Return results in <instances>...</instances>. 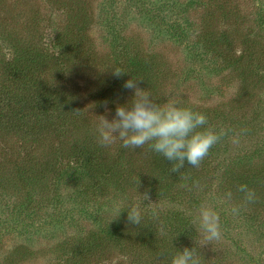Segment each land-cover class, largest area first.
Listing matches in <instances>:
<instances>
[{"label":"rangeland","instance_id":"obj_1","mask_svg":"<svg viewBox=\"0 0 264 264\" xmlns=\"http://www.w3.org/2000/svg\"><path fill=\"white\" fill-rule=\"evenodd\" d=\"M62 1L75 3L78 0H0V20L13 18L20 10L24 13L23 25L39 15L38 11L40 19L45 16L53 18V5ZM227 1L230 10L235 11V17L227 22L216 20L214 24L229 29L237 47L235 56L245 55L246 59L226 69H221V62L212 55L204 54L202 49L178 42L171 32L169 26L173 24L183 28L187 24L199 25L202 22L203 10L195 13L192 6H186L192 3L191 0H82L76 4L82 19L90 24L92 43L101 56L109 51L106 42L115 29L126 36L139 54L145 58L156 57L167 66L170 79L163 81L162 85L169 102L199 108L210 116L211 127L223 129L227 134L217 147L210 150L212 155L191 170L186 178L171 183L170 193L173 196H167L157 187L156 175H150L148 182H153L149 184L153 186L148 191L150 200L145 201L143 194L137 195L128 186L138 184L142 187L143 184L138 181V168L137 172L128 169L131 184L126 186L128 190L123 193L111 191L114 199L106 193L96 204H86L84 199L79 198L74 184H57L52 180L41 184L37 188L39 197L34 203V219L20 216V207L13 195L0 194V264H68L58 257L62 249L68 244L83 245L91 232L99 230V225L113 220L111 206L116 201L122 208L137 204L145 212V217L152 216L151 210L156 209V223L168 238L171 226L186 224L185 217L190 221L191 233L187 239L175 237L170 246L159 250L154 247L151 251L144 247L141 251L134 243H129L126 246L129 251L127 257L117 255L99 264H138L134 261L135 257L136 261L145 263L144 258L147 260L146 257L151 255L158 261L164 257L160 255L162 250H167L169 255L165 259L170 260L174 247L182 249L195 244L203 255L204 264H264V191L259 190L256 201L246 205L239 215L231 213L233 204L239 202L234 178L244 171L260 172L259 176H264V0ZM2 7L9 13H3ZM184 10L186 13L181 14ZM56 19L59 21V15ZM22 35L26 37L28 33L23 31ZM251 63L260 66H249ZM256 68L259 69V76ZM95 81L92 80L94 85L82 81L78 83L80 96L88 104L86 109L89 115L94 116L93 121L97 120L96 115H109L108 109L112 114L115 112V108L109 106L97 108L95 101L90 99L95 88H102L100 82ZM0 148V182L3 183L11 179L7 171L9 167L4 164L6 157L15 153L21 159H31L38 170L49 153L48 149L44 151L45 147L35 148L30 144L24 145L22 141H6L0 144ZM121 149L116 144L109 147L107 153L116 157ZM144 154L140 152V155ZM120 159L121 164L128 168V160L124 157ZM193 181L199 182L198 189L192 187ZM261 186H264V179ZM227 191L233 192L232 201L224 199ZM57 192L62 201L55 198ZM201 204L220 214L222 237L218 241L209 243L194 229V219ZM124 224L127 228L134 226L127 223V218ZM104 254L111 256L107 252ZM96 262L95 257L88 255L86 264Z\"/></svg>","mask_w":264,"mask_h":264},{"label":"trees","instance_id":"obj_2","mask_svg":"<svg viewBox=\"0 0 264 264\" xmlns=\"http://www.w3.org/2000/svg\"><path fill=\"white\" fill-rule=\"evenodd\" d=\"M80 1L55 2L52 7L53 18L45 16L40 19L41 13L38 11L39 15L30 18L24 25L21 23L24 19L21 10L13 18L0 20V144L22 141L24 145L49 150L38 170L31 159H21L15 153L4 160V164L9 167L7 171L11 179H6V183L0 182V194L14 196L20 207V216H31L34 219V203L39 197L37 188L50 180L57 184H74L73 188L79 198L84 199L86 204H96L106 193L112 197L110 193L113 190L123 193L130 187L137 195L148 192L153 187L149 185L153 182L148 184L150 175H156L158 188L167 193V196H173L170 193L171 183L180 182L194 169L186 165L180 174L171 173L170 162L148 151L146 146L137 150L122 148L116 157H111L113 155L107 153L108 148L97 143L93 133L95 119L93 121L94 116L89 115L86 109L88 104L80 96L78 83L82 81L94 85L92 80L99 81L102 88H95L90 99L95 101L97 108L109 106L114 109L116 105L131 98L133 93L122 87L131 75L143 79L140 87L147 88L161 103L169 102L162 82L170 79V72L156 57L145 58L139 54L129 44L126 36L115 29L106 42L109 51L101 56L92 43L90 24L88 26L82 19L81 10L79 12L75 8ZM191 2L186 5L188 8L192 6L195 13L203 10L205 15L200 19L202 22L199 25L187 24L183 28L178 24L169 26L176 40L187 46L192 44L193 48L212 55L221 62V69L236 66L239 60L246 59L245 55L235 56L237 47L229 29H222L214 24L216 20L227 22L235 17L236 13L230 10L228 1ZM179 6L183 8L182 5ZM3 13L9 12L3 8ZM183 13H186L185 10L181 12ZM58 15L59 21L56 19ZM23 31L28 36L23 37ZM249 66L260 65L251 63ZM113 67H120L128 73L117 79L112 75ZM257 74L259 76V69ZM207 117L210 126V116ZM140 152L145 154L140 155ZM211 152L209 155H212ZM122 157L128 160V168L121 164ZM137 158L140 160L136 163ZM137 168L140 172L136 171ZM128 169L138 173V181L143 184L141 188L138 184L134 186L129 183ZM259 173L244 171L234 178V188L247 184L256 194L261 189L264 191V186H261L264 176L260 177ZM129 184L131 186L126 187ZM146 184L148 185L144 187ZM237 196L240 198L241 194L237 192ZM61 197L57 192L55 198L61 200ZM126 218L125 211L115 220L99 225V230L91 232L83 245L68 244L58 257L63 263L86 264L88 255H92L99 264L117 255L127 257L129 251L126 246L129 243H134L141 251H144V247L151 251L154 247L159 250L170 246V241L175 237L187 239L191 233L187 217L184 218L186 224L176 223L175 227L171 226L169 238L156 223L157 218L147 216L141 227L133 226L138 234L133 227L127 228L124 224ZM106 252L111 256L113 252L117 254L111 257L106 256ZM151 256L146 257L148 261L144 258L145 263L136 261V257L134 261L138 264H169L165 257L155 261Z\"/></svg>","mask_w":264,"mask_h":264},{"label":"clouds","instance_id":"obj_3","mask_svg":"<svg viewBox=\"0 0 264 264\" xmlns=\"http://www.w3.org/2000/svg\"><path fill=\"white\" fill-rule=\"evenodd\" d=\"M111 72L117 79L128 73L120 67H113ZM143 81L131 75L122 85L124 90L133 93L131 98L116 105L114 114L108 109L111 118L109 115H96L93 133L97 143L105 148L119 144L120 147L130 150L143 149L146 146L148 151L170 162L171 173L180 174L186 165L198 167L210 150L227 134L226 131L209 126L207 115L191 106H183L175 101L161 103L147 88L140 87ZM192 187L198 189L199 182L193 181ZM236 191L241 196L239 202L231 207L233 215H239L246 205L257 199L255 190L247 184H240ZM143 197L145 201L150 200L148 192L143 193ZM224 199L232 201L233 192L227 191ZM124 211L127 213L129 225L142 226L145 212L137 204L122 208L118 201L113 202V220ZM151 215L158 216V211L152 209ZM194 229L209 243L220 240V214L201 204L194 219ZM174 248L169 264H204L203 255L196 244L193 247ZM160 255L167 257L169 253L162 250Z\"/></svg>","mask_w":264,"mask_h":264}]
</instances>
